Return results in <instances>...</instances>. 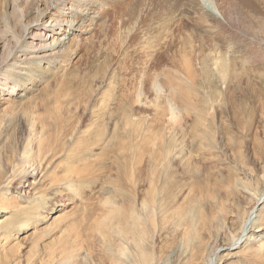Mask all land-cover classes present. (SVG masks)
I'll use <instances>...</instances> for the list:
<instances>
[{
	"label": "rangeland",
	"instance_id": "rangeland-1",
	"mask_svg": "<svg viewBox=\"0 0 264 264\" xmlns=\"http://www.w3.org/2000/svg\"><path fill=\"white\" fill-rule=\"evenodd\" d=\"M66 1L84 24L39 62L27 30L60 0H0V74L24 64L0 91V198L24 206L0 202V264H264L257 243L225 255L257 206L264 226V0H213L222 19L208 0Z\"/></svg>",
	"mask_w": 264,
	"mask_h": 264
},
{
	"label": "bare ground",
	"instance_id": "bare-ground-1",
	"mask_svg": "<svg viewBox=\"0 0 264 264\" xmlns=\"http://www.w3.org/2000/svg\"><path fill=\"white\" fill-rule=\"evenodd\" d=\"M78 2L80 3V0ZM212 4H214L213 0H208V4H207V6L209 7L208 10L210 11V13L214 17L222 19L221 13ZM55 5H58L57 7H59L58 8L59 11L65 12V15L58 14L57 12L54 11V15H53V13L51 15L49 14V16L46 19H44L43 21H39V22L34 21L35 24H33V26H31V28H32L31 31H28L26 29V26L23 28L24 32L27 30V36L31 37V40H29L30 41L29 42L30 47L28 48L27 51L29 52V54H30L29 57L32 58V60L38 59L39 62L40 61H50L51 57L53 55H55V53L60 51L59 48L64 45V42H65L64 40L66 38H70L69 34H68L69 35L68 37H65V35H64L61 38H58L56 35L65 31L66 27L70 28L71 30L73 28L74 31H77L79 29V27L82 24H84L83 19L81 17H80L81 19L78 18L77 21H75V20L70 21L69 19H66V17H70L73 14L74 15L75 14L80 15V12L82 10L79 8V5H77L76 3H74V4L71 3V5H68L66 0H60V2H58L57 4L54 3L53 6H55ZM64 16H66V17H64ZM28 28H30V27H28ZM66 30L69 31L68 29H66ZM72 33H74V32H72ZM21 49L22 48H20V50ZM18 56L19 55H17L16 57H18ZM13 64H14V60L9 62L7 67H9L10 65H13ZM7 67L5 69H7ZM15 67H17V69L14 70V72L7 73V70H4L0 74V76H1L0 77V91L2 93H4V92L5 93H13L17 89V83H14L15 81H13L10 76L13 75V73H14L13 76H16V74H21L23 72L21 68L24 67V64H16ZM19 69H21V70H19ZM15 72H16V74H15ZM9 79H11L10 82L8 81ZM171 107H173V106H171ZM171 109H170L171 112L174 111ZM7 199H9V198L7 197ZM7 199L5 198V200H3L2 198H0V202L3 204H6V205L12 206V208L15 209V211L19 210L20 212H22V210H24L23 209L24 206L17 204L16 201L9 203V202H7L8 201ZM263 202H264V186H263V189L261 190V192L255 198V204L259 205V203H263ZM260 208H258V206H257V209L253 213H250L241 222L240 227H239V232L236 235H234V237L232 239V243L226 248V250H227V252L225 253L226 256H228V257L236 256L237 255L236 253H238V252H232L231 253V250L236 249V248H240V247L241 248L246 247L247 251H250V250H252L253 246L256 243L258 244V245H256L257 248L251 252H248V253H250L253 256H257V258H261L262 256H264V226L260 223L261 221H260V216L258 213ZM5 212H6L5 210H2L0 212V217ZM112 212H113V208H112ZM108 222H109V220H108ZM23 226H25V225L19 224L17 226V229H18L17 232H20V230L24 229ZM18 227H20V228H18ZM79 243H80V241H79ZM79 247H81V246L79 245ZM79 250H80V248H79ZM202 254H203V252L201 253V255L198 254L201 261L198 263H195V264H217L218 262H220V259L222 257L221 255L219 257H217L216 254H214L213 256L211 255L208 258L207 257L205 258V257H201ZM243 254H244V252H243ZM251 255H250V257H251ZM85 256H86V253H85ZM249 260L250 259H246V258L243 260L241 258L240 264H253V262L252 261L250 262ZM77 261L80 264L81 263L87 264V262H86L87 259H86V257L82 256V254L80 255V253H77L75 251H69L68 253H64V254L60 255L57 259H55L53 264H72L74 262L76 264ZM144 261H146V259L141 260L140 263H138V264H142ZM222 261H224V260H222ZM261 262H263V261H261ZM182 263L191 264V261L190 260L179 261V264H182ZM222 263H224V262H222Z\"/></svg>",
	"mask_w": 264,
	"mask_h": 264
}]
</instances>
